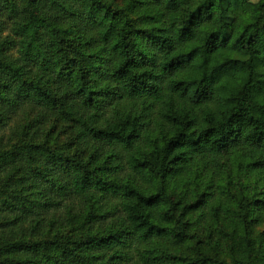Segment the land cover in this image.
Instances as JSON below:
<instances>
[{
  "label": "trees",
  "instance_id": "16d2710c",
  "mask_svg": "<svg viewBox=\"0 0 264 264\" xmlns=\"http://www.w3.org/2000/svg\"><path fill=\"white\" fill-rule=\"evenodd\" d=\"M0 264H264V0H0Z\"/></svg>",
  "mask_w": 264,
  "mask_h": 264
},
{
  "label": "rangeland",
  "instance_id": "374dc122",
  "mask_svg": "<svg viewBox=\"0 0 264 264\" xmlns=\"http://www.w3.org/2000/svg\"><path fill=\"white\" fill-rule=\"evenodd\" d=\"M110 1H112L117 7H120L123 2V0H110ZM25 113L28 118L27 117L21 118L19 114H15L12 120L10 121L7 130L14 131L19 127L30 124L31 120L33 119V115L29 111H27L26 107H25ZM49 122L50 120H45L41 122L39 125L41 127H47L49 125ZM50 139L53 143V146H61L68 143L70 139V135L66 124L59 123V125L56 127V129L50 136ZM75 149H77V146H74L72 150L74 151Z\"/></svg>",
  "mask_w": 264,
  "mask_h": 264
}]
</instances>
